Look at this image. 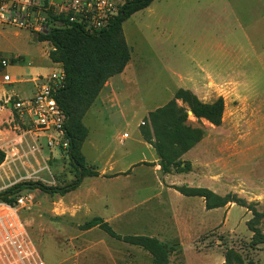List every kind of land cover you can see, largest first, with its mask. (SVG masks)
Returning <instances> with one entry per match:
<instances>
[{
  "label": "rangeland",
  "instance_id": "1",
  "mask_svg": "<svg viewBox=\"0 0 264 264\" xmlns=\"http://www.w3.org/2000/svg\"><path fill=\"white\" fill-rule=\"evenodd\" d=\"M55 1L32 6L35 26L71 24L57 9L61 0ZM123 30L134 73L128 84H119L114 101L98 97L83 119L89 131L82 146L86 165L99 172L112 159L113 169L100 179H84L65 196L39 189L17 195L13 206L29 239L46 264H154L140 247L99 228L81 230L101 217L122 236L154 237L172 248L171 264H226L227 255L229 264H264V244L253 242L251 210L236 203L209 209L204 198L178 191L236 195L262 215L257 227L264 234V0H155ZM40 34L0 21V63H9L0 65V150L6 155L0 194L24 182L62 187L76 180L68 152L30 132L8 104L32 96L36 76L63 68ZM6 73L16 82L5 83ZM180 89L203 104L222 97L223 123L216 127L199 119L177 100L187 111L186 124L205 136L181 158L185 171L165 174L142 131L149 113L169 104ZM125 134L129 138L122 141ZM139 161L146 164L133 167Z\"/></svg>",
  "mask_w": 264,
  "mask_h": 264
},
{
  "label": "trees",
  "instance_id": "2",
  "mask_svg": "<svg viewBox=\"0 0 264 264\" xmlns=\"http://www.w3.org/2000/svg\"><path fill=\"white\" fill-rule=\"evenodd\" d=\"M154 1L128 0L110 26L95 35L87 33L81 26L75 24H70L64 29L49 27L47 32L40 34L41 42H50L53 45L54 51L51 59L56 63H61L66 73L65 87L56 98L68 118L66 124L67 137L70 139L68 154L76 173V180L62 187L47 186L41 182L19 183L1 193L0 201L13 205L17 195L21 192L35 189L65 196L77 190L85 178L99 176L97 170L86 165V159L82 153L83 143L89 135L83 119L107 82L112 77L122 74L131 61V49L123 30L124 23L136 13L149 8ZM0 65L3 68L1 63ZM177 100L188 104L189 111H192L195 117L205 119L216 127L222 125L225 111V102L222 97L215 103L203 104L191 91L180 89L175 99L169 104L149 113V124L142 133L144 139L156 150L161 170L165 174L172 170L185 171L181 158L200 144L205 136L203 129L193 128L186 124L187 111L178 106ZM5 158V153L0 150V166ZM178 191L185 196L204 198L209 209H218L229 203L248 208L255 217L251 223L254 245L264 244V234L257 227L262 215L253 204H247L245 200L232 194L225 197L217 196L209 189L184 187ZM80 228L84 231L99 228L117 241L144 249L152 256L154 264H171L172 248L154 237L122 236L101 217L87 221ZM226 261V264L230 263V255H227Z\"/></svg>",
  "mask_w": 264,
  "mask_h": 264
},
{
  "label": "built area",
  "instance_id": "3",
  "mask_svg": "<svg viewBox=\"0 0 264 264\" xmlns=\"http://www.w3.org/2000/svg\"><path fill=\"white\" fill-rule=\"evenodd\" d=\"M45 0H0V21L20 29L34 28L42 34L49 30L46 26H35L31 9L34 4ZM52 5L55 0H50ZM124 0H61L57 5L71 24L81 26L91 35L107 29L119 16ZM3 68L9 66L7 60L1 62ZM3 81L13 84L10 74ZM35 93L26 98L9 101L10 108L30 132L48 139V144L66 152L70 149L67 137V115L57 101V95L65 87L66 73L63 68L43 77L36 76ZM125 134L122 141L128 139ZM18 202L22 203L20 199ZM0 264H46L40 251L29 239L26 229L13 205L0 201Z\"/></svg>",
  "mask_w": 264,
  "mask_h": 264
},
{
  "label": "crops",
  "instance_id": "4",
  "mask_svg": "<svg viewBox=\"0 0 264 264\" xmlns=\"http://www.w3.org/2000/svg\"><path fill=\"white\" fill-rule=\"evenodd\" d=\"M143 11V10H142ZM125 24V23H124ZM131 62V61H130ZM133 70H132V66L130 65V63L127 65L125 71L120 74V75H117L115 77H112L106 84V86L104 87L103 91L101 92L100 96H99V100L100 101H114V96H118V89L117 87L119 86V84H128L129 81H130V77L131 75L133 74ZM7 74V73H6ZM5 75V74H4ZM3 75V76H4ZM2 76V78H3ZM32 82H33V79H32ZM35 93V92H34ZM113 98V99H111ZM114 106H116L114 104ZM113 106V107H114ZM110 109V108H109ZM150 147H153L151 144H149ZM111 158V156H109ZM155 163L157 164V168H160L159 166V161L156 160ZM155 163H149V164H155ZM112 163V159L107 161V168L106 169H103L102 171H99L100 175L98 177H92L91 179H100L102 178L103 175H105L107 172L111 171L113 168L111 166ZM140 164H146V162L144 161H139L137 163H135L133 165V167H135V165H140ZM109 165V166H108ZM109 169V171H107ZM111 169V170H110ZM130 171V170H129ZM125 173H128V172H125ZM87 178H85L86 180ZM141 186V185H140ZM147 188H145L146 190ZM162 189L165 190V189H168L165 187V185L162 186ZM106 221V220H105Z\"/></svg>",
  "mask_w": 264,
  "mask_h": 264
},
{
  "label": "water",
  "instance_id": "5",
  "mask_svg": "<svg viewBox=\"0 0 264 264\" xmlns=\"http://www.w3.org/2000/svg\"><path fill=\"white\" fill-rule=\"evenodd\" d=\"M9 107L11 108L12 106L11 105H9ZM190 114H193L191 111L189 112Z\"/></svg>",
  "mask_w": 264,
  "mask_h": 264
}]
</instances>
